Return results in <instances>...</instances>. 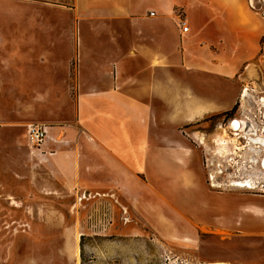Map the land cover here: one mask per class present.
Listing matches in <instances>:
<instances>
[{"label": "rangeland", "instance_id": "1", "mask_svg": "<svg viewBox=\"0 0 264 264\" xmlns=\"http://www.w3.org/2000/svg\"><path fill=\"white\" fill-rule=\"evenodd\" d=\"M248 5L264 21V0ZM115 7L0 0V264H264V38L240 74L236 109L207 119L212 136L197 138L189 155L148 164V181L131 184L139 200L78 186L44 206L28 127L74 121L75 84L61 80L71 66L75 76L77 66L102 62L109 32L131 30L130 21L103 17Z\"/></svg>", "mask_w": 264, "mask_h": 264}, {"label": "crops", "instance_id": "2", "mask_svg": "<svg viewBox=\"0 0 264 264\" xmlns=\"http://www.w3.org/2000/svg\"><path fill=\"white\" fill-rule=\"evenodd\" d=\"M110 1L116 7L103 17L130 21L133 31L109 32L102 62H87L86 72L77 66L75 76L71 66L62 78L75 84V119L43 123L48 136L36 152L44 206L78 186L139 200L131 184L148 181L146 166L160 155L182 158L212 136L206 119L235 107L240 74L261 50L264 21L248 0ZM5 135L9 146L14 131Z\"/></svg>", "mask_w": 264, "mask_h": 264}, {"label": "built area", "instance_id": "3", "mask_svg": "<svg viewBox=\"0 0 264 264\" xmlns=\"http://www.w3.org/2000/svg\"><path fill=\"white\" fill-rule=\"evenodd\" d=\"M152 15H155V12H151ZM183 31L188 32L190 26L183 22ZM48 136V127L43 123H33L28 129L29 141L33 146L40 148L46 141Z\"/></svg>", "mask_w": 264, "mask_h": 264}, {"label": "bare ground", "instance_id": "4", "mask_svg": "<svg viewBox=\"0 0 264 264\" xmlns=\"http://www.w3.org/2000/svg\"><path fill=\"white\" fill-rule=\"evenodd\" d=\"M254 2V1H253ZM249 95V92H248V88L244 91V94H243V96L244 97H247ZM232 127L234 128V129H236V130H240L241 128H239L238 127V122H236V121H234V122H232ZM243 132L245 133V134H247V131H245V130H243ZM236 135H240V132H236L235 133ZM214 141L215 142H220V140L218 139V138H215L214 139ZM251 141H252V138L250 139V143H251ZM252 144V143H251ZM249 145V144H248ZM258 147H260V146H256L255 148H258ZM263 172V171H262ZM254 179V178H253ZM255 185V184H254ZM251 186H253V185H251ZM254 187V186H253ZM79 254V251H77V255Z\"/></svg>", "mask_w": 264, "mask_h": 264}, {"label": "trees", "instance_id": "5", "mask_svg": "<svg viewBox=\"0 0 264 264\" xmlns=\"http://www.w3.org/2000/svg\"><path fill=\"white\" fill-rule=\"evenodd\" d=\"M235 109H236V106H235L232 110L226 112L225 114H230V113L233 112Z\"/></svg>", "mask_w": 264, "mask_h": 264}, {"label": "flooded vegetation", "instance_id": "6", "mask_svg": "<svg viewBox=\"0 0 264 264\" xmlns=\"http://www.w3.org/2000/svg\"><path fill=\"white\" fill-rule=\"evenodd\" d=\"M227 112H228V111H227ZM225 113H226V112H224L223 114H225ZM216 115H218V114H216ZM225 115H229V114H225ZM213 116H215V115H212L211 117H213ZM209 118H210V117H209ZM209 118H207V119H209ZM207 119H206V121H208Z\"/></svg>", "mask_w": 264, "mask_h": 264}]
</instances>
